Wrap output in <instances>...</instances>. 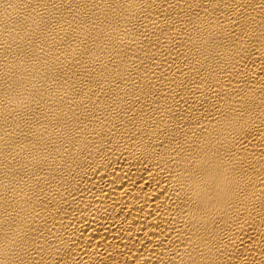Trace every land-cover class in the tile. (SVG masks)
I'll list each match as a JSON object with an SVG mask.
<instances>
[{
  "label": "bare ground",
  "instance_id": "6f19581e",
  "mask_svg": "<svg viewBox=\"0 0 264 264\" xmlns=\"http://www.w3.org/2000/svg\"><path fill=\"white\" fill-rule=\"evenodd\" d=\"M0 264H264V0H0Z\"/></svg>",
  "mask_w": 264,
  "mask_h": 264
}]
</instances>
